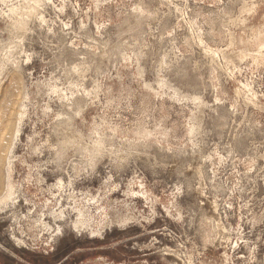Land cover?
<instances>
[{
  "label": "rangeland",
  "instance_id": "374dc122",
  "mask_svg": "<svg viewBox=\"0 0 264 264\" xmlns=\"http://www.w3.org/2000/svg\"><path fill=\"white\" fill-rule=\"evenodd\" d=\"M0 264H264V0H0Z\"/></svg>",
  "mask_w": 264,
  "mask_h": 264
},
{
  "label": "bare ground",
  "instance_id": "6f19581e",
  "mask_svg": "<svg viewBox=\"0 0 264 264\" xmlns=\"http://www.w3.org/2000/svg\"><path fill=\"white\" fill-rule=\"evenodd\" d=\"M3 113V112H2ZM1 113V114H2ZM9 195H10V193L8 192V193H6L2 198H1V201H6L8 198H9Z\"/></svg>",
  "mask_w": 264,
  "mask_h": 264
}]
</instances>
